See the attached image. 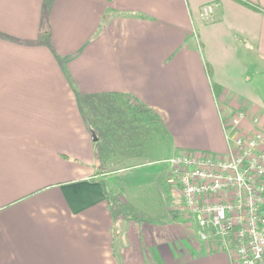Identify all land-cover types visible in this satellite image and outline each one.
I'll return each mask as SVG.
<instances>
[{
  "label": "crops",
  "instance_id": "crops-1",
  "mask_svg": "<svg viewBox=\"0 0 264 264\" xmlns=\"http://www.w3.org/2000/svg\"><path fill=\"white\" fill-rule=\"evenodd\" d=\"M245 1L0 0V264H230L196 240L169 167L112 176L226 153L221 115L264 125V0ZM146 185L159 220L119 225L121 192Z\"/></svg>",
  "mask_w": 264,
  "mask_h": 264
},
{
  "label": "built area",
  "instance_id": "built-area-1",
  "mask_svg": "<svg viewBox=\"0 0 264 264\" xmlns=\"http://www.w3.org/2000/svg\"><path fill=\"white\" fill-rule=\"evenodd\" d=\"M200 14L210 20L214 6ZM220 118L226 153L179 151L166 160L172 201L205 248L230 264H264V125L241 112Z\"/></svg>",
  "mask_w": 264,
  "mask_h": 264
},
{
  "label": "rangeland",
  "instance_id": "rangeland-1",
  "mask_svg": "<svg viewBox=\"0 0 264 264\" xmlns=\"http://www.w3.org/2000/svg\"><path fill=\"white\" fill-rule=\"evenodd\" d=\"M105 110H103L104 113ZM109 111V109H106V112ZM143 122V121H142ZM142 122L137 121L136 124L135 122L131 123L132 125L138 126L140 124H142ZM110 121L107 120L106 122H102V124L105 126V129L109 128L110 125ZM140 123V124H139ZM114 124V122L112 123ZM125 125H128L126 122L124 123ZM103 128V127H102ZM132 132V131H130ZM128 133V132H126ZM160 146V145H159ZM166 153V149H165V144H161L160 148H157L154 152H152L151 154H143L141 157H136L134 158L135 160L131 163H144L146 161H148L149 159H162L163 155ZM108 157L112 156L113 154L108 153L105 154ZM164 157H168V154H166ZM149 160V161H150ZM131 162V161H130ZM130 162H128L130 164ZM155 166L153 167H144V168H140V169H136V170H130L127 171L125 173H121V174H116L114 176H112L113 181L117 184L120 185L121 187L123 186V184H125L126 182L129 183L131 180L138 178V177H142V178H147L148 176H150V174L156 173L158 171H161L164 168H167V164L163 163L161 160H158V162H156L154 164ZM120 189V188H119ZM118 189V190H119ZM129 194L127 196V194L124 192H121V197L124 198V201L122 200H118L116 201L118 205H116V210H117V216H119V225H121L122 223L125 224V221L123 219V217H133L135 218L137 221L139 222H150V223H155V221L159 220L160 218V201L158 200L159 193L156 192V190L154 189L153 186L151 185H146L144 187L141 188H136L134 190L128 191ZM120 193V191H119ZM113 204H115L114 200H112ZM119 236L121 237L122 235L119 234ZM120 239V238H119ZM117 241V240H115ZM115 242H114V246H115Z\"/></svg>",
  "mask_w": 264,
  "mask_h": 264
},
{
  "label": "trees",
  "instance_id": "trees-1",
  "mask_svg": "<svg viewBox=\"0 0 264 264\" xmlns=\"http://www.w3.org/2000/svg\"><path fill=\"white\" fill-rule=\"evenodd\" d=\"M238 1H241V2H243V3H245V4H250L249 2H247V1H245V0H238Z\"/></svg>",
  "mask_w": 264,
  "mask_h": 264
},
{
  "label": "water",
  "instance_id": "water-1",
  "mask_svg": "<svg viewBox=\"0 0 264 264\" xmlns=\"http://www.w3.org/2000/svg\"><path fill=\"white\" fill-rule=\"evenodd\" d=\"M95 139V137H93Z\"/></svg>",
  "mask_w": 264,
  "mask_h": 264
}]
</instances>
